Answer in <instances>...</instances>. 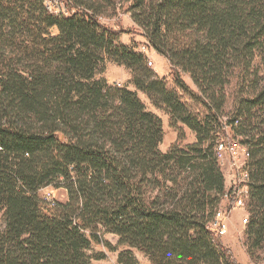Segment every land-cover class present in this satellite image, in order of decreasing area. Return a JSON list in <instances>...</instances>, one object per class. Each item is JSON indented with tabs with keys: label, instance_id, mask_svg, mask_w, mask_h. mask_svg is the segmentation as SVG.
Segmentation results:
<instances>
[{
	"label": "trees",
	"instance_id": "16d2710c",
	"mask_svg": "<svg viewBox=\"0 0 264 264\" xmlns=\"http://www.w3.org/2000/svg\"><path fill=\"white\" fill-rule=\"evenodd\" d=\"M60 1L0 0V264H103L96 242L120 264H140L137 250L152 264H238L209 228L227 127L249 152L246 245L264 250V0ZM111 9L169 60L173 88L102 22ZM107 62L135 90L109 83ZM136 90L196 142L162 151V118ZM50 186L67 201L42 196Z\"/></svg>",
	"mask_w": 264,
	"mask_h": 264
},
{
	"label": "rangeland",
	"instance_id": "374dc122",
	"mask_svg": "<svg viewBox=\"0 0 264 264\" xmlns=\"http://www.w3.org/2000/svg\"><path fill=\"white\" fill-rule=\"evenodd\" d=\"M52 4L57 7L59 4L63 6V3L58 0H50ZM102 22L108 24L109 26L117 29L123 30V33L120 35L122 37L121 42H132L131 39H137L138 41H134L138 47L137 49L147 55V60L152 61V65L148 64V67L158 75V68L156 62V51L151 48L143 49V45L146 44V40L142 38V35L138 32H134L136 26L134 25L133 20L130 17V14L121 11L120 9L117 11L110 10L105 17L102 18ZM133 34H137L134 36ZM147 45V44H146ZM165 71L168 74L165 76L167 78V87L173 88L174 82L171 74V67H169L168 63L164 65ZM105 76L111 80L110 83H113L112 80L116 79L117 86L121 84V87L128 86L130 89L135 90V87L130 84V79H132V72L131 70L127 69L122 65H118L117 63L107 62L106 63V71ZM161 77V76H160ZM183 79L185 82L194 90L196 89L195 84L193 83L192 78L188 74H182ZM108 80V79H107ZM109 82V81H108ZM139 97L147 106V109L158 114L163 121V130H164V138L160 145L162 151H167L169 148L174 145L178 144L182 147L187 146L188 144H192L196 142V133L188 128L187 126L179 123V128H174L170 124L169 116L164 113L163 110L156 107L148 98V96L143 93L142 91L136 90ZM185 101L189 103L193 112L204 114V109L198 103L189 99L186 95L182 94ZM227 109V114L225 116H229V107ZM223 120H227V117H223ZM238 139V138H237ZM237 139H234L230 127L226 129V135L219 134L217 136L216 143L219 141H224L228 150L225 153V157L223 160L219 161V166L221 167L223 174L225 176V185L226 190L225 193L220 201L218 209H223L227 211L229 214V229L225 236L221 237L222 243L229 248L233 253V258L238 264H264V250L259 251L257 255L252 256L248 250L246 245V225L243 223V219L245 217L250 218V212L248 211L247 201L249 199V195L245 197V205L241 207H236L232 205V197L231 191L232 188L237 186V178H239V170L236 165L246 164L249 163V156H248V148L244 144L238 142ZM247 169L248 166H247ZM250 190V189H249ZM46 192H51L53 198L58 202L62 203L67 201V191L64 188L54 189L52 186L45 187L41 190V195L45 196ZM229 192V193H228ZM228 193V197L226 198V194ZM244 198V197H243ZM104 241L111 242L114 246L117 245L118 237L113 234H104L103 235ZM94 247L98 251H102L106 253V258L100 263L103 264H120L118 262V251H113L109 247H107L103 242H96ZM120 249H123L122 247ZM136 256L139 260L140 264H152L149 258L141 251H136Z\"/></svg>",
	"mask_w": 264,
	"mask_h": 264
},
{
	"label": "built area",
	"instance_id": "2783aa9c",
	"mask_svg": "<svg viewBox=\"0 0 264 264\" xmlns=\"http://www.w3.org/2000/svg\"><path fill=\"white\" fill-rule=\"evenodd\" d=\"M60 2V0H58ZM48 7L51 10H54L55 12H59L61 7V4H59L57 7H55L50 0H47ZM148 48L146 44L143 45V49ZM148 64L152 65V61L148 60ZM119 86L121 84H118ZM228 150L226 143L224 141H219L216 145L215 152L217 159L219 161L223 160L225 157V153ZM249 156V152H248ZM238 170H239V178H237V186L232 188L231 197H232V205L236 207H241L245 205V197L249 195V189H250V174L249 169H247L248 164L244 162L243 164H237ZM229 193V192H228ZM228 193L226 194V198L228 197ZM45 198L49 201H52L54 198L51 194V192H46L44 194ZM244 197V198H243ZM249 222V218L245 217L243 219V223L246 225ZM209 228L214 236V240L217 238H221L225 236L229 229V214H227V211L223 209H218L215 213V216L213 220L209 224Z\"/></svg>",
	"mask_w": 264,
	"mask_h": 264
},
{
	"label": "crops",
	"instance_id": "0c3cea01",
	"mask_svg": "<svg viewBox=\"0 0 264 264\" xmlns=\"http://www.w3.org/2000/svg\"><path fill=\"white\" fill-rule=\"evenodd\" d=\"M133 35L137 36V34H133ZM142 38L145 39V37H143V36H142ZM120 40H122V37L120 38ZM131 41L134 42V41H138V40L135 38V39H131ZM132 42H124V43L125 44H130ZM155 53H156L157 57H159V58H156V62L158 61L157 67L160 66V68H158V72L157 73L161 77L166 76L168 74V72L165 71L164 65H165V63H168L169 67H171V64H170V62H169V60L167 58H165L164 56L158 54L157 52H155ZM107 79H108V81L110 83L111 80H109L108 76H107ZM112 82L114 83V82H117V81H116V79H113Z\"/></svg>",
	"mask_w": 264,
	"mask_h": 264
}]
</instances>
